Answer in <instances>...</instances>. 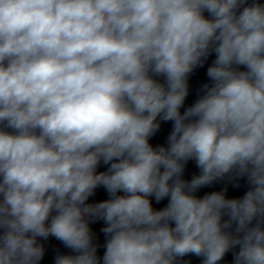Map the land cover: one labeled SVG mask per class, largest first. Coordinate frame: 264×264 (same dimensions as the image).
Returning a JSON list of instances; mask_svg holds the SVG:
<instances>
[{
  "label": "clouds",
  "instance_id": "clouds-1",
  "mask_svg": "<svg viewBox=\"0 0 264 264\" xmlns=\"http://www.w3.org/2000/svg\"><path fill=\"white\" fill-rule=\"evenodd\" d=\"M233 173L242 198L193 194ZM99 187L109 199L86 203ZM97 220L103 264H218L237 245L233 264H264V5L0 0V264H40L49 236L77 253L55 264H100Z\"/></svg>",
  "mask_w": 264,
  "mask_h": 264
}]
</instances>
